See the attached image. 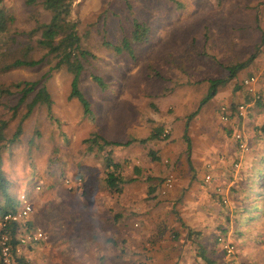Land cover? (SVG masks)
Listing matches in <instances>:
<instances>
[{
	"label": "rangeland",
	"instance_id": "1",
	"mask_svg": "<svg viewBox=\"0 0 264 264\" xmlns=\"http://www.w3.org/2000/svg\"><path fill=\"white\" fill-rule=\"evenodd\" d=\"M3 1L14 16L13 31L19 33L18 37L23 41L38 37L31 30L36 19L47 20L48 13L26 0ZM249 1L75 0L71 18L82 47L91 53L83 60L79 80L80 90L90 104V115L84 114L77 99L69 97L71 74L63 68L49 70L55 62L53 57H46L33 68L0 74V82L4 84L39 80L52 100L49 108L38 105L34 109L24 123L23 132L15 143L3 149L2 156L10 196L17 203L19 194L31 193L32 219L35 227L46 232L48 240L59 234L58 225L64 224L68 230L66 225L72 222L70 218L75 212L68 205L73 203L78 205L76 209H81L78 214L83 218L81 222L91 223L87 218L89 212L99 213L101 218L115 223L123 222L127 232L141 239L140 248H149L143 252L144 256L150 251L151 255L161 254L162 264L169 261L166 256L170 253L171 264H205L199 256L202 251L214 264L231 259L264 264V183L259 185L251 179V174L259 169L256 160L264 153V108L244 103L241 118L232 120L221 119L220 111L227 104H242L244 90H238V84L244 77L258 74L260 84H264V18L259 16L256 20L252 12L245 11L250 7ZM231 13L240 15L237 22ZM134 21L149 27L147 39L132 42L130 53L127 50L117 53L113 45L121 44L123 35L130 36ZM222 37L231 43L221 45L218 38ZM220 47L227 48L217 49ZM44 52L38 49L34 57L39 58ZM229 60L245 64L199 107L187 133L190 137L191 132L193 141L206 134V144L212 142L217 148L228 138L236 150L221 162V172L210 174V185L213 179L216 184L212 191L207 190L208 195L194 196L189 191L184 196V187L196 184L187 178L191 170L199 171L196 161L189 162L192 141L187 149L182 138L185 120L206 95L208 80L227 77L222 65ZM93 76L99 77L103 85L99 86ZM16 100L10 98L11 103L0 114L11 117ZM19 109L23 111L24 107ZM13 124L14 121L10 127ZM157 125H162L165 131L171 129L168 140L110 145L103 152L94 153L89 152L84 141L92 132L113 142L145 138ZM172 126L178 131L174 139ZM149 150L160 159L152 160ZM106 156L122 164V175L128 181L121 193L109 192L105 186ZM168 178L173 186L170 192L165 189ZM251 184H255L252 195L261 194L256 200L260 206L256 213L247 211L250 202L242 196ZM151 186L158 189L148 193ZM256 190L259 192L254 193ZM62 200L61 205L54 207L56 201ZM191 202L199 204L203 222L194 219L198 210L192 211L194 208L187 205ZM244 211L251 214L248 217L252 225L249 233L238 238L234 228L241 222L240 214ZM221 226L228 227L224 238L233 241L231 255H223L222 245L216 242ZM39 246L42 241L31 246V251L36 252Z\"/></svg>",
	"mask_w": 264,
	"mask_h": 264
},
{
	"label": "trees",
	"instance_id": "2",
	"mask_svg": "<svg viewBox=\"0 0 264 264\" xmlns=\"http://www.w3.org/2000/svg\"><path fill=\"white\" fill-rule=\"evenodd\" d=\"M28 4L40 5L49 15L47 20L36 19L35 25L31 30L32 35L36 33L38 37L35 39L30 37L29 39L23 41L20 39L19 33L13 31L14 27V16L8 12L5 8V3L0 0V74L12 71L18 68H33L44 62L46 57H53L55 62L52 67L49 68L50 71L65 69L71 74L70 81V98H75L79 101L83 108L85 115H90V104L88 100L83 95L79 87L80 76L84 70L83 60L91 56V53L84 49L81 45V38L76 30V23L71 18V12L73 3L75 0H26ZM150 29L145 23L139 21L133 22V28L130 36L123 35L121 38V44H114L113 48L117 53L122 50H127L129 53L131 51L132 42H143L147 39V35ZM221 38H218L220 41ZM235 41L234 38H231ZM105 44V43H104ZM110 45V43H108ZM112 46V45H110ZM40 49L44 50L43 56L35 58V52ZM229 63L223 64L222 67L228 72L226 78H215L208 80V91L206 95L200 100L197 110L188 114L185 120V129L182 134L183 140L187 144V149L190 147V137L187 133V128L189 127L190 120L198 114L200 110L199 107L204 104L208 99L213 97L216 89L222 85L226 80L233 78L238 70L244 66V62H236L234 60L227 61ZM94 81L99 85H103L101 79L97 76H93ZM244 90V103H251L252 97L247 94L243 86V80L238 84V90ZM10 98H17L15 106L12 108L11 117H5L0 114V215L7 212L17 211L19 205L18 202L14 203V198L10 196L8 192L9 180L4 174L2 168V156L3 149L6 146L11 145L16 142L20 134L23 132L24 123L33 113L34 109L38 105H44L47 108L51 105V97L44 85L39 84V80H20L17 82H11L10 84H4L0 82V110L7 107L11 102ZM240 103L227 104V118L229 120L235 119L233 117L241 118L238 114V106ZM21 106L24 110H20ZM252 107L258 109H263L264 104L259 101H255ZM201 108V107H200ZM14 121L12 127H10L11 122ZM235 121V120H234ZM171 135V129L165 131L162 125H157L151 128L149 134L145 138L139 139H128L124 142H113L106 140L101 135L92 132L88 138L84 141L88 144L89 152H103L107 146L110 145H122L128 146L133 142L146 143L156 142L158 140H168ZM148 155L152 160H159L160 158L156 156L153 150L148 151ZM261 159V160H260ZM105 177L104 182L107 190L113 193H121L124 183H127L128 179L122 175V164L118 162H113L109 157H105ZM257 165L259 169L251 174L252 181L255 183H264V153L259 154ZM147 181H151V178L147 177ZM255 184L247 186V188L242 192V196L245 199H249L251 208L247 210L249 213H256L260 210V206L256 205V200L260 198L261 194L252 195ZM155 186L148 188V193H153L156 191ZM256 190L254 193H258ZM87 193V192H86ZM53 195H56L53 193ZM57 196V195H56ZM56 198V197H55ZM54 199V198H53ZM252 199V200H251ZM3 200V201H2ZM63 203L56 201L55 206L61 205ZM241 205V203H239ZM69 210L74 211V216L70 218V222L66 225L69 228H73V232L64 229L63 235H84L87 233L85 230V225L89 224L86 221H82V216L78 214L81 209H76L77 204L69 203ZM75 208V209H74ZM33 211V210H32ZM30 212L29 219L26 222V230L35 228L34 220L32 219V213ZM247 211L241 213V222H238L234 230L236 231V236L238 238L249 233L250 226L252 225L251 219L248 217ZM99 213H88V220L95 223V230L99 225V220L105 219L106 217L99 216ZM109 220V219H107ZM239 220V218H238ZM96 221V222H95ZM74 222V223H73ZM90 223V224H91ZM183 225V224H181ZM76 226V227H75ZM228 231L227 226H221L220 233L218 236H227ZM19 233V226L15 223H10L8 225V234L10 236V241L12 245L16 244L15 236ZM216 236V242L217 237ZM47 239V237H46ZM45 239V240H46ZM43 241V240H42ZM41 241L34 244L37 246ZM233 245V241H232ZM204 250V249H202ZM223 255H226L224 250H221ZM238 256V253H235ZM206 264H214L215 261L211 260L207 256H204L203 251L199 255ZM17 264H31L24 256H18L16 258ZM245 261V260H244ZM233 260L225 262L224 264H232ZM0 264H5L0 261ZM240 264H252L251 261L246 260L245 262L240 261Z\"/></svg>",
	"mask_w": 264,
	"mask_h": 264
},
{
	"label": "crops",
	"instance_id": "3",
	"mask_svg": "<svg viewBox=\"0 0 264 264\" xmlns=\"http://www.w3.org/2000/svg\"><path fill=\"white\" fill-rule=\"evenodd\" d=\"M246 1V0H245ZM235 2V0H234ZM241 3V0H240ZM248 3V2H247ZM249 8L245 9V11L252 12L254 18L258 20V17L264 18V0H250ZM244 5V4H243ZM245 7V6H244ZM233 10V6L231 11ZM233 19L235 18V22L240 18L239 14H232ZM239 27L241 25L238 23ZM237 27V26H236ZM242 28V27H241ZM221 45L224 43L230 44L229 39H224L223 37L218 41ZM228 46V45H227ZM230 47V45H229ZM228 47V48H229ZM225 48H217V49H226ZM253 62V59L252 61ZM225 64V63H224ZM253 65V63H251ZM250 70L249 72H252ZM249 74L248 76H250ZM246 76V77H248ZM244 77V78H246ZM243 78V79H244ZM242 79V80H243ZM234 122V121H233ZM183 125V124H182ZM236 126H239L236 124ZM228 129V126H226ZM225 129V128H224ZM224 131V130H223ZM229 131V129H228ZM178 131L175 130V126H172V139L176 137ZM217 135H220L217 134ZM207 135L201 137L198 141L192 138V134L190 132V141H192V152L189 157V162L192 164L196 161L199 164V171L191 170V173L188 175V180L194 181L196 184L194 186H186L184 187V196L192 191L195 193L194 196H203L210 191L209 189L214 188L216 182L213 181V185L211 186L209 181L204 180V177L207 174L214 175V173L218 171H222L221 162L225 161L230 154L235 152V144L230 139H223L219 148L215 147L212 142L206 144ZM180 145V144H179ZM178 145V146H179ZM176 147V146H175ZM214 178V177H213ZM209 183V184H206ZM211 186V188H210ZM173 186L168 191H172ZM207 191V192H206ZM202 204V203H200ZM189 207H192L197 212L195 214L196 217L194 219H201L203 222V212H200L199 204H195L193 202L187 203ZM195 205V206H192ZM187 207V206H186ZM186 209V208H184ZM187 209L186 211H188ZM101 216V214H100ZM199 217V218H198ZM103 221V222H101ZM96 222V221H95ZM187 224V223H186ZM64 225V224H63ZM58 225L59 234L53 236V238H49L47 236L46 240L42 241V246H39L36 252L31 251V249H26L23 251V256L26 260L31 264H140L141 260L143 263L141 264H162L161 254H157L153 252V254H149L152 251L144 256L143 252L147 251L146 248L143 250L140 248V240L135 237V235L127 232L126 228L123 225V222H113L110 220L101 219L99 220V225L95 230V223L85 225V230L87 231L84 235H63L64 226ZM189 225V224H187ZM76 227V226H75ZM137 236V235H136ZM216 243V242H215ZM28 248V247H27ZM141 250H143L141 252ZM143 257V258H142ZM186 258L189 255H185ZM166 258L169 261L165 260L166 264H171L173 255L170 253ZM198 260L200 257H197ZM136 259V262L134 260ZM183 261V258L181 259ZM197 260V261H198ZM181 261V262H182ZM200 261V260H199ZM196 263H200V262ZM205 262V261H204ZM183 263V262H182ZM189 264V262H188ZM194 264V263H190ZM206 264V263H205Z\"/></svg>",
	"mask_w": 264,
	"mask_h": 264
},
{
	"label": "built area",
	"instance_id": "4",
	"mask_svg": "<svg viewBox=\"0 0 264 264\" xmlns=\"http://www.w3.org/2000/svg\"><path fill=\"white\" fill-rule=\"evenodd\" d=\"M243 86L247 94L252 97V104L255 101H259L264 104V84H260L259 75H250L243 79ZM245 109L244 104H239L238 114L242 115ZM221 119L227 120V107L221 106ZM236 139L240 138V135L236 133ZM240 148H244V144L239 145ZM236 166V165H235ZM206 181L211 180V175L207 174L205 177ZM80 182V181H78ZM73 184V183H72ZM172 187L171 178L166 180L165 189L168 191ZM39 187L36 186V189ZM71 188V187H69ZM18 209L15 212H7L0 215V261L5 264H17L16 258L23 256V251L26 247L33 246L36 242L45 240L47 235L46 232L35 227L26 230V222L29 219L32 208V196L29 192H22L18 198ZM15 223L19 226V233L15 236L16 244L12 245L10 236L8 234V225ZM218 242L222 245L223 250L231 255L234 252V246L231 242L227 241L223 236H218ZM232 264H240V262H234Z\"/></svg>",
	"mask_w": 264,
	"mask_h": 264
}]
</instances>
